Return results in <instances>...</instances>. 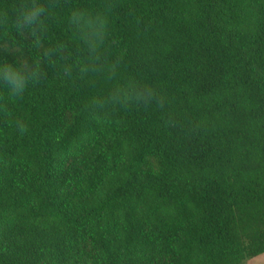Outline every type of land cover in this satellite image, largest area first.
<instances>
[{"label": "trees", "instance_id": "trees-1", "mask_svg": "<svg viewBox=\"0 0 264 264\" xmlns=\"http://www.w3.org/2000/svg\"><path fill=\"white\" fill-rule=\"evenodd\" d=\"M5 39L36 69L0 67V264L264 253V0H0Z\"/></svg>", "mask_w": 264, "mask_h": 264}, {"label": "rangeland", "instance_id": "rangeland-1", "mask_svg": "<svg viewBox=\"0 0 264 264\" xmlns=\"http://www.w3.org/2000/svg\"><path fill=\"white\" fill-rule=\"evenodd\" d=\"M23 34L29 44L37 45L36 50L38 54L41 55L38 60H45L43 59L45 56L52 59L57 57H68L66 52L55 50L47 42H45L33 25L28 24L27 27H24ZM33 56H35L34 53H32L30 48L27 46L15 43L11 39L0 41V67L4 61L14 60L24 72H33L36 69L34 60L32 59ZM75 114V109H67L63 112V116L57 127V134H61L66 130V128L73 122ZM142 169L146 172L159 175L163 172L164 164L158 156L148 155L144 159ZM86 248L91 252L95 251L91 235L89 233L87 234Z\"/></svg>", "mask_w": 264, "mask_h": 264}, {"label": "clouds", "instance_id": "clouds-1", "mask_svg": "<svg viewBox=\"0 0 264 264\" xmlns=\"http://www.w3.org/2000/svg\"><path fill=\"white\" fill-rule=\"evenodd\" d=\"M36 15L35 12H30L25 14L26 19H31ZM5 79L9 81L10 85L12 86V91L18 94L22 91V85L20 83V78L16 77L15 75H8L7 72L5 74Z\"/></svg>", "mask_w": 264, "mask_h": 264}, {"label": "crops", "instance_id": "crops-1", "mask_svg": "<svg viewBox=\"0 0 264 264\" xmlns=\"http://www.w3.org/2000/svg\"><path fill=\"white\" fill-rule=\"evenodd\" d=\"M244 264H264V253L248 260Z\"/></svg>", "mask_w": 264, "mask_h": 264}]
</instances>
